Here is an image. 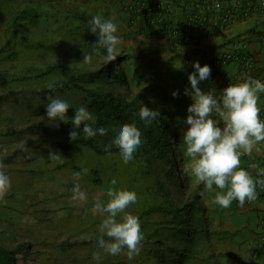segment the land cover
Segmentation results:
<instances>
[{
	"label": "rangeland",
	"instance_id": "obj_1",
	"mask_svg": "<svg viewBox=\"0 0 264 264\" xmlns=\"http://www.w3.org/2000/svg\"><path fill=\"white\" fill-rule=\"evenodd\" d=\"M16 2L18 5L12 6L13 13L18 11V7L29 9L39 4L40 9H45L49 13V21L43 20L30 25L31 27L27 25L16 29L9 24L12 14L2 10L6 2L2 3L3 6L0 5V48L7 46L8 53L15 51L18 54L16 60H6L7 54L0 55V73L5 74L10 80L9 84L0 90V94L8 97L0 100V162L7 166L5 171L12 182V188L6 196L7 203L0 202V244L9 248L23 244L24 254L27 251L29 256L21 255L20 264H141L140 260L146 261L149 251L154 246L151 239L146 240L150 232L148 224L143 220L140 221L145 239L138 256L129 260L123 253L112 256L98 247V239L101 236L98 226L106 217L99 212L94 213L93 207L97 200L106 204L108 197L106 189L93 187L90 178L92 169L98 168L102 174L104 172L106 187L111 186L115 176L113 173H116L118 180L122 179L118 183V189L137 193L138 202L127 209L128 213L135 215L134 209L138 207L139 200L145 196L142 192L135 191V188L141 187L145 189V193H154L159 179L157 177H165L166 171L172 173L175 170L176 179L185 191L184 199L189 202L188 204L191 203L198 184L195 183L194 177L185 171L188 160L184 162L181 157L176 158L173 168L172 164L161 162L153 154H149L147 158L142 157L137 161L133 159L125 165L127 168L123 170L121 165L124 163L120 162L121 156L111 158L109 155L94 152L88 146L64 151L44 145L41 140L42 135L38 132L7 135L12 130L23 129L26 125H35L40 122L52 125L50 127L64 124V122L49 120L46 112L48 95L59 97L69 103L71 106L67 113L69 121L74 119L75 109L80 106L87 108L84 90L80 92L74 88L65 87L53 94L44 92L48 89L49 83L60 79L65 80L66 75L64 76L63 73H55L40 79H33V75L45 70L52 63L60 62L69 67L72 65V69L85 72L97 71L105 62L103 58L89 50L81 38H75L82 36L84 39L87 35L86 29L89 27L88 36L99 39L91 32L92 25L89 23L92 17L98 15V11L84 10L85 8L78 5L80 3H76L75 0H60L52 3H47L46 0H16ZM83 13H88L85 20L80 18ZM84 54L92 56L90 63H83ZM123 54L124 52H120L119 56ZM130 64L132 62L124 66L132 73ZM87 86L99 89L101 83H91ZM111 86L114 87L113 84ZM14 90L18 91V94L10 95ZM60 138H63V135L58 136V139ZM30 139H34V143L27 146L26 143ZM99 143L105 144L104 141ZM53 151L65 158L64 163L81 167L79 179L73 176V173L77 171L58 169L62 163L49 159V154ZM116 161L120 162L119 166L113 164ZM105 173H110V178H107ZM133 179H137V184L135 183V188L130 190L127 187ZM164 181L167 182L168 188L173 189V180L164 178ZM77 183L86 193V201L72 199L73 188ZM66 200H68L69 208L64 206ZM184 203L182 202L180 207H183ZM200 205H202L201 201ZM210 205L211 203L207 202L202 207ZM194 217L198 218L196 214ZM200 217L194 224L205 227L203 221L200 222L199 219L202 218ZM79 221H82V224L88 221L82 231H78L76 225ZM104 238L107 239L106 236ZM87 239L91 240L87 241ZM66 240L77 244L68 251L60 248ZM200 248L203 250L202 247ZM257 248L258 243L255 242L252 252ZM206 250L210 256L216 254L212 244L210 247L206 245L204 251ZM95 252L100 253L99 260L93 259ZM202 254L205 253H200L202 259L199 264L203 262L207 264L209 260L204 261Z\"/></svg>",
	"mask_w": 264,
	"mask_h": 264
},
{
	"label": "trees",
	"instance_id": "obj_2",
	"mask_svg": "<svg viewBox=\"0 0 264 264\" xmlns=\"http://www.w3.org/2000/svg\"><path fill=\"white\" fill-rule=\"evenodd\" d=\"M46 1L47 3H52L59 2L60 0ZM4 2L6 3L4 9L2 7V10L12 14L9 24L16 29L27 25L31 27L39 22H43V20L47 21L49 19V13L45 9H40L39 4L29 9H20L18 7V11L13 13L12 6L18 5L16 0H0V5L3 6L2 3ZM86 17V13H83L80 16L83 20L87 19ZM149 23L151 22L149 21ZM89 32V27H87V35H85L84 39L82 36L75 38H81L84 44L88 46L89 50L93 51L92 44L98 43V39L89 37ZM158 32V29L155 30V33ZM145 34L152 36L154 33L153 31H150L145 32ZM8 52L9 50L7 46L0 48V55L7 54L5 57L6 60H16L18 58V54L15 51ZM104 55H106V50L100 49L99 56L102 58ZM245 55L250 56L251 54L243 52L241 57H244ZM129 56L130 55L123 54L122 56H118L115 61H105L102 64V67L97 71L79 72L64 63H52L45 70L32 76L33 79H40L55 75V73L59 72L63 73L64 76L66 75L65 80L60 79L54 82V90L46 89L44 92L53 94L65 87L71 89L74 88L80 92L84 90L85 104L95 120L94 123L91 121L88 123L91 124L94 129L100 127L105 128L107 130L106 135L101 136L97 133L95 137L86 138L83 133V125H81L79 129H75L71 121L61 124L58 127L54 125V127H50L52 125H48L44 122L35 125H26L23 129L12 130L10 133H7V135L38 132L42 135V143L48 145V147L71 151L78 149L80 146H88L96 153L109 155L111 158H115L120 156L119 149L113 144V140L119 129L124 124H136L142 133L143 140L142 145L134 155L136 161L142 157L147 158L149 154H153L160 159L161 162L172 164L173 168L176 164V158L181 157L185 162V146L179 137V124L176 122L174 114L167 110L165 106L159 104L151 94H149L147 91L149 89L139 87L138 93L134 91L131 77L138 78L140 75H138L135 70L131 73L130 70L125 69L124 65L132 62V58ZM135 63L136 61L132 62L130 65H135ZM136 65L139 67L138 64ZM9 82L10 80L8 77L5 74L0 73V90H3ZM97 82L101 83L99 89L87 86L88 84H94ZM111 84H113L114 87L111 86ZM122 91H126L127 93H123ZM16 94H18V91L16 90H14L13 93H10V95ZM2 98L8 97L1 93L0 100ZM143 106L160 112V116L157 120L152 121L147 127H145L144 122L139 117L140 109ZM71 131H77L78 133L74 140L70 139L69 133ZM60 135H63V138L58 139V136ZM101 141H104L105 144L101 145L99 143ZM32 142L34 143V139H30L26 145L28 146L29 144H32ZM108 145H111V147L108 151H105V148ZM120 162L123 161L120 160ZM120 162L118 163L116 161L113 162V164L119 166ZM121 166L123 170L127 168L125 164H122ZM80 168L81 167L76 164L71 166L67 163H62L58 166L59 170L67 169L81 173ZM103 174L98 168H93L90 178L92 179L93 187H103L107 190L108 187H106ZM113 174L115 175L114 179L117 181L116 187H118V183L122 179L118 180L116 177L118 175L116 173ZM105 176L110 178V173H105ZM157 178L159 179L157 182V189L154 193H145V189H142L141 187L135 188L134 186L137 184V179L131 180L127 187L130 190L135 188V191L142 192V194L145 195L144 198L139 200L138 207L134 209L135 211H133V213L138 216L140 220H143L148 224L150 233L146 236V240L151 239L152 244H154L149 251V257H146L148 259H146V261H144L145 259L140 260L141 264H199L202 259L200 253H205L202 254L204 261L208 258L211 259L213 255L211 254L210 256L207 252L208 250L204 251L206 245L210 247L212 244V241L210 240V237L212 236L210 235L209 228L210 220L204 214L205 211L202 205H200V198L203 196L201 193L207 194L204 185L198 184L196 186V192H194L193 199L190 201L191 203L188 204L189 202L184 199L185 191L182 189V184L176 179L175 170L172 173L166 171L165 177ZM164 178H170L171 181L173 180V189L167 187V182L164 181ZM182 202H185L183 206L184 208L180 207ZM64 206L69 208L68 200L64 202ZM195 214L198 218L200 216L202 217H200L201 219L199 220L200 222L203 221L205 227H200L199 225L194 224V222H198V218L194 217ZM86 223L82 224V221H79L78 224H76L78 231H82ZM258 234V229H256V235ZM205 238L209 239L207 240ZM90 240L91 239H87V241ZM201 242H203L202 245ZM76 244V242L71 243L66 240L60 248L68 251L69 249L72 250ZM200 247H202L203 250ZM24 252L23 244L15 248H9L0 244V264H20L21 255H24L25 257L29 256L27 251L25 254ZM149 259H151V261Z\"/></svg>",
	"mask_w": 264,
	"mask_h": 264
},
{
	"label": "clouds",
	"instance_id": "obj_3",
	"mask_svg": "<svg viewBox=\"0 0 264 264\" xmlns=\"http://www.w3.org/2000/svg\"><path fill=\"white\" fill-rule=\"evenodd\" d=\"M89 23L92 25L91 32L99 38L98 43L92 44L93 51L99 55L100 49H105L106 55L102 58L107 62L115 61L120 55L118 45L122 43L118 35L117 24L111 18H103L100 15L92 17ZM235 51L247 53L241 49ZM250 57L255 61L252 55ZM91 61L92 56L84 54L83 63ZM194 68L195 71L189 75L192 91L185 90V95H191L193 100L192 105L187 109L186 124L189 127L183 134V142L186 145L184 155L190 160L185 171L194 177L195 183L203 184L205 191H215L214 204L228 209L234 201H238L242 208L246 202H255L259 195H264V192H257V186L264 188V169L258 171L256 178L241 166V157L244 155L250 157L254 150H259L258 146L261 142H264V120L260 118L261 107L259 105V94L264 93V83L259 79L249 77L245 82L230 84L221 92L222 95L217 97L215 89L204 93L199 87L202 81L210 78V66L201 67L199 62H195ZM253 68L244 71L241 66L246 75ZM222 78L225 76L223 75ZM47 88L54 90L55 84L49 83ZM178 94L177 90L172 95L177 97ZM47 100L46 112L49 120L68 123L67 113L71 108L69 103L52 95H48ZM75 110V117L71 123L75 129L83 125L86 138L95 137L97 133L101 136L106 135L105 128L94 129L88 123L89 121L94 123L95 120L86 107L80 106ZM159 116L158 110H151L146 106H143L139 112V117L145 127L157 120ZM217 116L223 121V127L219 126L220 121L213 118ZM55 126L58 127L59 124ZM77 134V131H71L70 139L74 140ZM142 143V133L136 124L121 126L113 140L125 165L134 159ZM110 147L111 145L106 146L105 151H108ZM49 159L61 163L66 162L62 155L54 151L50 152ZM6 167L3 162H0V202L3 203H7L6 196L12 188L11 179L5 171ZM84 171L87 172L86 169ZM73 176L79 179L80 173L75 172ZM116 184L117 181L113 179L111 186L107 188V203L97 200L93 207L94 213L99 212L106 217L98 226L101 233L98 247L112 256L123 253L131 260L141 253L142 242L145 239L140 218L127 212L130 206L138 202V196L134 191L118 189ZM72 199L87 200L86 193L81 190L78 183L73 188ZM117 217L120 219L118 220ZM105 236L107 239L104 238ZM257 237L258 235H255L252 241H257ZM253 242H251L252 246ZM93 259L99 260L100 253H93Z\"/></svg>",
	"mask_w": 264,
	"mask_h": 264
},
{
	"label": "crops",
	"instance_id": "obj_4",
	"mask_svg": "<svg viewBox=\"0 0 264 264\" xmlns=\"http://www.w3.org/2000/svg\"><path fill=\"white\" fill-rule=\"evenodd\" d=\"M151 1L163 5L165 19L180 24L186 22L185 13L176 2ZM212 1L216 5L215 19L209 22L206 29L195 26L192 31L195 40L190 44H181L162 37L159 32L155 33L156 28L161 26L160 22L149 23V19L141 17L132 22L126 0H75L76 3H80L78 5L85 8L84 10L98 11V15L111 18L117 24L118 35L122 41L118 45L119 52L130 55L132 62L136 61L135 65H132V72L135 70L140 75L138 78L131 77L134 91L138 93L139 87L149 89L147 90L149 94L174 114L182 141L183 134L189 127L186 124L187 109L193 103L191 95H185V90L192 91L189 75L195 71V62H199L201 67L210 66V78L202 81L199 87L204 93L215 89L217 97H220L221 92L230 84L245 82L249 77L264 83V18L259 14L249 16L236 14L232 25L225 29L221 27L224 14L229 9L242 6L240 1L257 5L260 0ZM150 31L154 33L152 36L145 34ZM236 49L245 50L254 57V68L247 75L243 73L237 61L223 68L214 62L217 54ZM223 75L225 78H222ZM177 90L178 96L173 97V92ZM259 95L260 118L264 120V93ZM213 118L220 121L219 126L223 127V121L218 116ZM183 145L186 151L184 142ZM258 147L259 150H254L250 157L247 155L241 157V166L256 178L258 171L264 169V142ZM253 165L256 167L253 168ZM215 194V191L207 192L200 198L202 205L211 203L210 206H203V209L210 220L209 228L212 235L210 238L216 254L207 259L209 260L207 264H263L262 260L255 261L252 258L251 242L256 235L259 222L264 218V195H259L255 202H246L242 208L238 201H234L230 208L223 209L213 203Z\"/></svg>",
	"mask_w": 264,
	"mask_h": 264
},
{
	"label": "built area",
	"instance_id": "obj_5",
	"mask_svg": "<svg viewBox=\"0 0 264 264\" xmlns=\"http://www.w3.org/2000/svg\"><path fill=\"white\" fill-rule=\"evenodd\" d=\"M126 1L127 9L132 15V22H135L139 17L149 19L151 23L160 22V28H156L159 30L160 35L181 44H190L195 40V37L192 34L195 26H201L203 29H206L209 22L215 19L214 11L216 10V5L212 0H172L183 9V12L186 15V22L183 24L174 22L170 19H165L162 10L163 5L160 3L157 4L151 0ZM240 3L242 6L233 10L229 9L224 14L221 24L223 29L232 25L236 14L244 16L259 14L260 17L264 18V0H260L257 5L242 1H240ZM241 54L240 51H227L214 57V62L223 68L236 60L240 63L244 71L252 69L254 66L253 58L246 55L241 57ZM257 192H264V188L257 186ZM258 232L257 241L253 242L252 250L255 242L258 243V248L254 252L251 250V256L255 261L262 260L264 264V219L259 223Z\"/></svg>",
	"mask_w": 264,
	"mask_h": 264
}]
</instances>
